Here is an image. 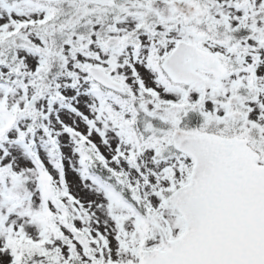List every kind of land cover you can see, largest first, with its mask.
<instances>
[{
    "label": "snow or ice",
    "instance_id": "1",
    "mask_svg": "<svg viewBox=\"0 0 264 264\" xmlns=\"http://www.w3.org/2000/svg\"><path fill=\"white\" fill-rule=\"evenodd\" d=\"M0 264H264V0H0Z\"/></svg>",
    "mask_w": 264,
    "mask_h": 264
}]
</instances>
